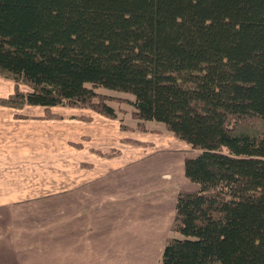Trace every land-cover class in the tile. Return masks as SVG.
<instances>
[{
    "label": "trees",
    "instance_id": "trees-1",
    "mask_svg": "<svg viewBox=\"0 0 264 264\" xmlns=\"http://www.w3.org/2000/svg\"><path fill=\"white\" fill-rule=\"evenodd\" d=\"M0 76L15 111L116 120L96 90L133 96L138 130L199 152L161 264H264V0H0Z\"/></svg>",
    "mask_w": 264,
    "mask_h": 264
},
{
    "label": "crops",
    "instance_id": "crops-1",
    "mask_svg": "<svg viewBox=\"0 0 264 264\" xmlns=\"http://www.w3.org/2000/svg\"><path fill=\"white\" fill-rule=\"evenodd\" d=\"M23 126V120L14 121L13 109L0 107V264L160 263L179 193L199 190L185 175L186 160L199 152L177 139L180 150H154V141L136 137L130 140L139 145L129 143L145 157L123 164L122 148L99 142L93 128L86 127L84 132L90 137L85 135L83 140L94 146L89 157L87 152L84 156V168L94 169L92 162L86 163L88 158L97 163L110 161V166L102 163L105 168L96 172L97 176L73 183L68 204L60 201L53 210L66 213L63 224L30 227L14 224L20 211H15L13 204V138L19 129L21 135L28 136V128ZM74 143H79L77 137ZM117 151L111 157L100 154ZM141 193L147 194L149 205L141 204Z\"/></svg>",
    "mask_w": 264,
    "mask_h": 264
},
{
    "label": "rangeland",
    "instance_id": "rangeland-1",
    "mask_svg": "<svg viewBox=\"0 0 264 264\" xmlns=\"http://www.w3.org/2000/svg\"><path fill=\"white\" fill-rule=\"evenodd\" d=\"M16 87L14 81L0 76V98L13 95ZM18 87L23 92L30 91L26 85H18ZM96 91L99 95L108 97L109 104L117 110L119 117L114 120L115 122L93 113L90 109L58 107L50 113L45 112L41 107L13 110L14 121L23 120V125H26L23 129L28 128L27 137L21 135V129H19L18 133H14L13 138V204L14 210L20 211L18 217L14 218V224L30 227L58 225L59 222L63 224L67 218L66 213H53V210L60 201L66 200L68 204V194L74 190L73 183L78 179L85 180L97 176L96 172L105 168L102 163L110 166V161L102 160L97 163L96 160L88 158L86 163L92 162L94 169L84 168V156L87 152L89 157V152L94 146L90 141L86 143L83 140L85 135L90 137L84 132L86 127L93 128L94 138L99 142L116 148L121 147L124 155L121 158L123 164L132 163L135 158L139 160L145 157L143 152L140 153V150L131 147V138L138 137L148 142L154 141V150L167 152L181 149L182 145L179 141L175 140L172 133L167 131L161 123L145 124L146 132L137 129L138 122L132 118L133 107L130 104L134 100L133 96L103 88ZM52 114L61 117L50 118ZM90 119L93 120L92 123L89 122ZM122 125L130 129L124 130ZM100 132L105 136H102ZM76 137L79 141L77 145L74 143ZM83 142L87 148H82ZM21 149L22 151H19ZM95 163L98 164L96 167ZM105 171L102 175H105ZM77 189L75 188V191ZM146 197L147 194L141 193V204L145 202L150 204ZM170 236L171 234L168 238ZM161 261L162 257L158 264H161Z\"/></svg>",
    "mask_w": 264,
    "mask_h": 264
}]
</instances>
